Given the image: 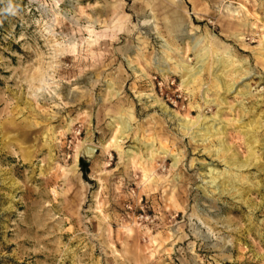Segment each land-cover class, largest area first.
<instances>
[{
	"label": "rangeland",
	"instance_id": "374dc122",
	"mask_svg": "<svg viewBox=\"0 0 264 264\" xmlns=\"http://www.w3.org/2000/svg\"><path fill=\"white\" fill-rule=\"evenodd\" d=\"M0 264H264V0H0Z\"/></svg>",
	"mask_w": 264,
	"mask_h": 264
},
{
	"label": "bare ground",
	"instance_id": "6f19581e",
	"mask_svg": "<svg viewBox=\"0 0 264 264\" xmlns=\"http://www.w3.org/2000/svg\"><path fill=\"white\" fill-rule=\"evenodd\" d=\"M209 43V42H208ZM199 45V41H196V42H194V48H196L197 46ZM213 45V44H212ZM201 51L203 52V54L201 55V53L200 54H198L197 55V57H198V63H201L202 65L204 64V62L210 57V56H212L213 55V50L210 48V47H203L202 49H201ZM230 56V55H229ZM217 61V63H219V64H221L222 63V60L221 59H217L216 60ZM225 62V61H224ZM182 66V65H181ZM225 66V65H224ZM134 68V67H133ZM198 68H200V67H198ZM188 69V67L187 66H182V73H184V74H186L187 75V78L183 81V83H185V84H189V83H194L196 80H197V78H198V76H200V74H201V72H202V70L201 69ZM243 72V71H242ZM163 73V72H162ZM183 124H184V126L187 128L188 127V125L190 124V122L189 121H184L183 120ZM182 124V123H181ZM191 126H194V124L192 123V124H190ZM183 126V125H182ZM210 128H212V127H210ZM120 129H122V130H125L126 129V125H125V123L124 122H121V128ZM202 130H204L203 131V137H207V136H209V131H210V129L207 127V128H203ZM125 132V131H124ZM247 135V134H246ZM255 140V139H254ZM84 151H85V153L86 154H88V155H90L91 154V152H92V149H89V148H84ZM253 152V151H252ZM165 154H166V152H164ZM226 154V153H225ZM250 154H251V152H250ZM164 155V154H163ZM233 159V158H232ZM175 163V162H174ZM233 165H235V167L237 166H239V167H243V164H239V163H237V162H234V163H232ZM231 164V165H232ZM232 168V167H231ZM233 169V168H232ZM219 175V174H218ZM218 178V176L216 177H212L211 179V181L214 183L215 182V180ZM230 179V178H229ZM225 180V179H224ZM232 180V179H231ZM226 181H228V180H226ZM233 184V183H232ZM235 189V188H234ZM233 189V190H234Z\"/></svg>",
	"mask_w": 264,
	"mask_h": 264
},
{
	"label": "trees",
	"instance_id": "16d2710c",
	"mask_svg": "<svg viewBox=\"0 0 264 264\" xmlns=\"http://www.w3.org/2000/svg\"><path fill=\"white\" fill-rule=\"evenodd\" d=\"M79 168L83 174L84 177H86L87 173H88V168L89 165L87 162H85L83 159H79Z\"/></svg>",
	"mask_w": 264,
	"mask_h": 264
},
{
	"label": "water",
	"instance_id": "95a60500",
	"mask_svg": "<svg viewBox=\"0 0 264 264\" xmlns=\"http://www.w3.org/2000/svg\"><path fill=\"white\" fill-rule=\"evenodd\" d=\"M90 149H92V151H93V155H92V157L94 156V154L96 153V149L95 148H93V147H90V146H88ZM81 155L84 157V158H87V159H91L92 157H88V156H86V155H84L83 154V152L81 153Z\"/></svg>",
	"mask_w": 264,
	"mask_h": 264
}]
</instances>
